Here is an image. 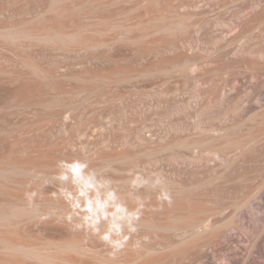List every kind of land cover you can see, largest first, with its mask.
Returning a JSON list of instances; mask_svg holds the SVG:
<instances>
[{"label":"rangeland","instance_id":"374dc122","mask_svg":"<svg viewBox=\"0 0 264 264\" xmlns=\"http://www.w3.org/2000/svg\"><path fill=\"white\" fill-rule=\"evenodd\" d=\"M49 3L0 0V26L78 31L87 43L0 39V164L58 171V161L80 159L139 217L164 224L178 201L217 224L231 219L234 202L264 180V0H67L64 14ZM20 57L44 72L32 73ZM227 135L261 138L239 163L233 153L212 156L206 144L185 143ZM13 178L19 183L0 189V209L37 203L44 211L0 227L5 236L78 243L53 251L71 261L49 264L226 263L209 236L183 245L190 232L133 222L132 231L126 221L128 239L116 250L101 238L107 222L95 233L65 219L58 181ZM0 264L37 261L0 250Z\"/></svg>","mask_w":264,"mask_h":264},{"label":"bare ground","instance_id":"6f19581e","mask_svg":"<svg viewBox=\"0 0 264 264\" xmlns=\"http://www.w3.org/2000/svg\"><path fill=\"white\" fill-rule=\"evenodd\" d=\"M66 1L50 0L48 6L49 10L56 14L66 13L68 10H71L67 5H64ZM0 39L15 44L20 43L21 40H29L50 44L52 46H69L71 45V42L79 45L87 43L82 40V35L78 31L64 32L50 29L48 32H42L23 28L18 29L14 26H0ZM19 59L32 73L40 75L44 72L42 68L32 62L29 58L20 57ZM259 72L264 74V66ZM18 97H23L20 90L14 94V98ZM52 101H56V99H52ZM261 112L263 113L259 116L264 117V111ZM254 116H256V113ZM232 137L229 135L225 137L223 136V139L225 138L223 142H215L214 140L201 141L196 139L185 141V143L192 149L199 145L206 144L207 146L205 148L209 149L208 152H211L212 156L217 153L224 155L233 153V158L231 156V160H239L236 162L239 163L247 154L246 150L256 144L261 138L254 135L245 138L236 136ZM211 153L209 154L211 155ZM257 156H260V154ZM247 157H245V159ZM256 159H258V157ZM57 172L58 171L56 170L46 171L33 166H22L18 163L7 164L6 166L0 164V189L4 186L3 182L19 183L17 179L13 178L15 176L29 175L37 179H54ZM262 182L263 183H260L258 188H256L257 184L255 189L249 192L247 191L248 193L245 199L237 201V203L234 202L233 205L236 208L235 214H233L231 219L221 224L212 222V220L207 218L193 215L192 210L185 206L182 207L179 205L178 201H172L171 205L175 212H171V217H169L168 221L164 224L157 223L150 218L144 217L134 219L132 222L148 225L153 228L161 227L182 232H190V235L183 238L180 242L183 245L196 244L202 236H209L212 247H218L222 252V260L226 262L224 264H264V180ZM223 210L224 209H220L218 212L223 214ZM43 211L44 209L37 203H31L28 205L13 203L9 209H0V227L19 224V221L15 220L16 218L21 220L25 215H37ZM77 244L67 241L26 244L23 241H13L12 239H9L5 236L4 232L0 230V250L4 252V254L17 252L23 257L35 259L37 264H49L50 262L58 260L71 261L67 257H59L58 254L53 251L62 252L73 249L74 247L78 248ZM122 263L127 264L129 261Z\"/></svg>","mask_w":264,"mask_h":264},{"label":"clouds","instance_id":"9594fccd","mask_svg":"<svg viewBox=\"0 0 264 264\" xmlns=\"http://www.w3.org/2000/svg\"><path fill=\"white\" fill-rule=\"evenodd\" d=\"M57 168L54 179L60 186L56 188V195L70 210L65 213V219L72 221L73 218H78V229H91L95 233L100 232L99 226L102 222H107L101 238L116 250L122 248L128 239L123 234V222L126 221L130 230L135 231L132 220L139 218L138 211H129L119 203L117 192L110 188L109 182L101 179L94 169H89L87 161L60 160L57 162ZM156 183L159 184L160 181L157 180ZM160 198L171 201L169 193L164 190L161 191Z\"/></svg>","mask_w":264,"mask_h":264}]
</instances>
